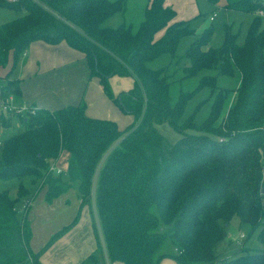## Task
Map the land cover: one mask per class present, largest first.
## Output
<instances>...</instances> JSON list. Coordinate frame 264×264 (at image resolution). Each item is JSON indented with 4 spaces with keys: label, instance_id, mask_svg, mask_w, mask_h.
I'll return each instance as SVG.
<instances>
[{
    "label": "trees",
    "instance_id": "obj_1",
    "mask_svg": "<svg viewBox=\"0 0 264 264\" xmlns=\"http://www.w3.org/2000/svg\"><path fill=\"white\" fill-rule=\"evenodd\" d=\"M166 0H149L139 29L104 22L124 12L125 0H18L0 3L26 14L0 25V127L23 131L4 137L0 145V180L44 178L49 201L78 183L81 207L92 208V185L108 149L130 135L105 160L96 185V207L110 264H159L170 256L177 264H264V250L242 247L233 257L215 251L227 236L232 219L258 229L264 246V0H222L226 11L253 13L243 44L225 29L223 43L210 46L211 25L169 67L149 63L163 54L177 58L180 41L194 35L190 21H176ZM214 6L221 0H208ZM162 32L157 38V34ZM35 41H65L84 54L89 78L133 121L121 129L112 119L89 116L81 102L56 110L30 106L20 116L4 113L1 102L21 100L20 81L11 74ZM189 64H188V63ZM241 75L237 89L221 88L217 77ZM180 73V77L174 76ZM201 74L199 87L172 104L173 80ZM131 77L133 85L114 94L110 79ZM214 96L207 117L197 124L201 101L185 117L188 102L203 89ZM234 93H237L235 96ZM234 95V96H233ZM34 110V112H32ZM167 124L181 137L170 142L159 126ZM63 152L68 167L52 169ZM63 176L69 178L64 182ZM11 190L0 191V264H43L42 253L78 221L79 215L46 246L31 249L27 213L19 215ZM98 248L85 264H99L103 247L95 222ZM246 238V236H245ZM170 242L172 254L162 252Z\"/></svg>",
    "mask_w": 264,
    "mask_h": 264
},
{
    "label": "rangeland",
    "instance_id": "obj_2",
    "mask_svg": "<svg viewBox=\"0 0 264 264\" xmlns=\"http://www.w3.org/2000/svg\"><path fill=\"white\" fill-rule=\"evenodd\" d=\"M116 1V0H111ZM126 1V9L124 12L116 13L107 19L103 27L105 28H117L121 25H125L131 27L133 32H136L140 24L145 19V8L146 4L149 0H125ZM166 5L168 6L170 3H179V6L175 8V10L181 13L178 19H186L190 21L191 28L194 29V35L188 36L183 38L178 46L177 50V58H172L169 54H163L156 58L155 60L151 61L148 65L152 69H158L162 67H169L170 71L176 70V68L180 65V62L175 63L178 58H182L187 48L190 44L198 38L206 29L210 28L211 25H214L216 28L215 33L213 34L210 46L213 48L219 47L225 38V29H230L232 33L239 34L238 43L243 44L248 28L249 22L251 20V15L243 12L237 11H226L222 6L217 4V7L210 3L208 0H166ZM186 4H189L188 7L184 8ZM174 9V7H173ZM216 13V17L214 20L210 19V16ZM26 14V11L23 9L21 11H15L9 7H1L0 6V25L12 21L14 19L20 18ZM255 15V14H254ZM264 16V15H263ZM264 19V17H263ZM184 20V21H186ZM162 32L157 34V38L161 35ZM24 56H22L23 58ZM21 58V59H22ZM182 60H185L183 57ZM21 61V60H20ZM188 63V62H187ZM189 64V63H188ZM4 73V71H1ZM0 72V73H1ZM20 74L19 67L16 69L11 78L17 77ZM217 77V85L221 88H228V89H237L241 82V75L237 71L234 76H221L218 75L217 72L209 73ZM180 73H177L174 78L178 79L180 77ZM44 81L46 82H37L38 87H35L33 84L29 88H36L38 91L41 90H48V94H46V100H52L51 93L61 95V91H59V86H52L53 84L48 81V78L42 76ZM201 74L187 78L181 81L173 80L170 88V96L172 100V104H175L181 95H187L193 93L199 87ZM28 79V78H27ZM127 78L121 77H114L110 80L111 88L114 94L117 91L122 92L127 90L126 81ZM75 80H73V83ZM40 84V86H39ZM73 87V88H72ZM99 88V92L92 91L89 93V98H85L82 100L83 90L82 88L79 98L77 99L76 104L84 102L88 106V112L91 114L92 117L96 118H103V119H112L119 124L121 129H125L129 123H131L130 115L124 113L118 106L113 104L111 100L104 94L100 87L93 86L92 89ZM78 89V88H77ZM74 86H69L67 88V92L69 96L77 90ZM236 96L237 93H234ZM233 95V96H234ZM68 96V95H67ZM62 98L61 104H48L47 109L56 110L62 107L69 105V97ZM204 102L201 106L200 113L198 117H196L195 122L197 124H201V122L207 117L209 114L211 104L213 102L214 96L211 97V90L210 89H203L201 90L194 98H192L186 107L185 110V117L189 116L193 113L196 106L201 101ZM15 101V100H14ZM53 103V102H52ZM41 108V107H39ZM96 116H94V115ZM20 116H23L21 113ZM163 135L167 137L170 142H175L181 136L174 132L167 124L159 126ZM23 131V126L20 121L16 117L14 119V126L8 130H3L1 132L0 139L3 140L4 137L17 134ZM68 154V153H67ZM67 154L63 152L62 158H60L57 168L64 169L66 168V159ZM64 172L67 171V168L63 170ZM34 181H33V180ZM44 178H25L23 180L22 187L19 189L18 181H3L0 180V191L3 190H11V197L17 198L16 206L20 208L19 215H23L26 213V207L28 211V218L31 223L32 228V241L30 243V247L33 251L41 250L49 241L51 236H53L56 232L63 229L66 223L69 221H73L75 217L79 215L78 205L75 201L74 193L68 192L67 199H69V203L63 207L56 206L52 204V206L48 205L45 191L39 190L42 186ZM36 182L35 184H33ZM40 186V187H39ZM30 205V206H29ZM66 206V207H65ZM70 224V223H69ZM68 225V224H67ZM66 226V225H65ZM244 234L246 238H241V235ZM258 229L253 230L252 227L248 224H242L238 217H234L227 228V236L223 241L217 244L215 247V251L220 257H233L235 253L241 250L242 247H248L251 249H262L264 250V246L261 245L257 241ZM245 247V248H246ZM172 248L170 242H167L162 252L169 250ZM173 249V248H172ZM102 260V259H101ZM102 262V261H101ZM117 264V263H115ZM121 264V263H118Z\"/></svg>",
    "mask_w": 264,
    "mask_h": 264
},
{
    "label": "crops",
    "instance_id": "obj_3",
    "mask_svg": "<svg viewBox=\"0 0 264 264\" xmlns=\"http://www.w3.org/2000/svg\"><path fill=\"white\" fill-rule=\"evenodd\" d=\"M148 3L146 4V7ZM218 5L223 6V1L221 0ZM168 6L171 8L174 7L175 10V8L179 6V3L176 4L170 3ZM188 6L189 4H186L184 8ZM175 12H176V19H175L176 21L186 20V19H178L181 13H179V11L177 10H175ZM214 14L216 13H213L210 16V19ZM248 14L251 15V20H250L251 22L252 19L254 18V14L253 13H248ZM22 56L24 57L23 58L21 57L22 59L20 58L21 61H19V63L13 70L14 72L16 69H18V67L20 70V74H18L17 77L15 76V78H13L15 80L20 81V86L22 90L21 100L18 102V105L20 106L28 107V108L30 106H36L37 108L41 107L47 109L48 107L46 106H48V104H61L62 98L66 97L67 95H68L67 98L69 97L68 99L69 102H73L68 104L76 105L77 99L79 98L82 88H85L83 90V93H81L83 94L82 100L83 99L85 100V98L87 99L89 98L90 91H92V94L93 91L99 92V88H95L93 90L92 89L93 86L96 87L98 86L103 91L102 86L99 84V81L96 78H92V79L89 78V68L85 60L84 54L69 47L65 41L58 43L56 45H51L44 41H35L31 44L29 49ZM1 74L3 75V73ZM42 76L48 78V81L53 84L52 86H59L58 89L59 91L62 92L60 96H58V94L51 93L53 99L49 101L46 100L47 98L46 94L51 92L49 91L51 89H48L46 91L40 89V91H38L35 88L38 87L37 82L40 83L46 82L44 81ZM114 77H119V76H114ZM114 77L112 78L114 79ZM121 78L128 79L125 80L128 90L133 85L134 82L133 78L131 77H121ZM73 80H75L74 83ZM32 84L35 87L29 88ZM69 86H74L76 89L78 88L74 92H71L72 94L70 96L69 94H67V92H70L69 90L67 91V88ZM118 93L120 92L117 91L116 94ZM87 114L91 116V114L88 112V106H87ZM130 119L132 122L133 118L131 116ZM2 131L3 130H1V132ZM62 154L59 157V159L54 163L53 167L65 173L63 170H65L68 167V158H69V155L67 153H66L67 158L64 157V159H66L65 160L66 168H64L63 170L57 168L58 162L60 158H62ZM63 180L64 182H68L69 178L67 176H63ZM35 183L36 182H34L33 184ZM77 188H78V183L74 182L61 195H59L58 197L54 198L51 201H49L47 197L48 187L42 183V186L38 188L39 190L45 191L46 200L48 205L50 206H52V204L53 205L56 204V206L58 205L60 207H63L64 205L69 206L67 205L69 203V199H67L66 195L68 194L69 191L73 192L78 208H80L79 221L68 232H66L62 237H60L51 247H49L48 250L42 253L40 257V261L43 264H85V262L89 259V257L96 252L99 246L98 237L95 232V218H94L93 210L88 205L81 207V199ZM26 213L28 218L27 207H26ZM72 222L73 221L71 220L69 221V223ZM69 223H66L65 225L68 226ZM65 225L64 227H66ZM32 237H33V233H32ZM163 253L172 254L173 249L170 248L169 250L164 251ZM101 261L102 262H100L99 264H106L105 257ZM159 264H177V263L170 256H166L161 259Z\"/></svg>",
    "mask_w": 264,
    "mask_h": 264
},
{
    "label": "water",
    "instance_id": "obj_4",
    "mask_svg": "<svg viewBox=\"0 0 264 264\" xmlns=\"http://www.w3.org/2000/svg\"><path fill=\"white\" fill-rule=\"evenodd\" d=\"M130 135V133L126 134L125 136H123L122 138H120L119 140H117L109 149L108 151L105 153V155L103 156V158L101 159L97 170L95 172V176L93 179V185H92V192H91V199H92V210L94 213V218H95V222L97 225V229L99 232V237L101 240V244L103 247V252H104V257H105V261L106 264H110V260L108 257V253H107V249H106V245H105V241H104V237H103V233H102V228H101V224H100V220L98 217V212H97V207H96V185H97V179L100 173V170L105 162V160L107 159V157L109 156V154L118 146L120 145L128 136Z\"/></svg>",
    "mask_w": 264,
    "mask_h": 264
},
{
    "label": "built area",
    "instance_id": "obj_5",
    "mask_svg": "<svg viewBox=\"0 0 264 264\" xmlns=\"http://www.w3.org/2000/svg\"><path fill=\"white\" fill-rule=\"evenodd\" d=\"M18 0H0V3H15L17 2ZM217 14H214L212 17H211V20H214L215 17H216ZM260 15L263 16V13L260 12ZM0 89H1V81H0ZM1 108L3 110L4 113H11V112H14L15 114H18V115H21V113H25L27 110H28V107H23V106H20L18 104L15 103V101L13 100V98L11 97L7 103L5 102H1ZM32 112H34V110H32ZM1 130H3L1 127H0V137H1ZM2 143V139H0V145ZM52 169L56 170V172L58 174H61L63 173L61 170L59 169H55L54 167H52ZM241 238H245V235L242 234L241 235Z\"/></svg>",
    "mask_w": 264,
    "mask_h": 264
}]
</instances>
